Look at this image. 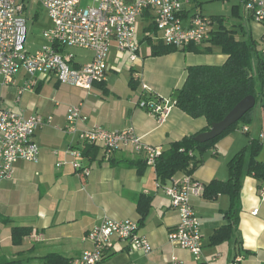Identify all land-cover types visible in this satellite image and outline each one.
Segmentation results:
<instances>
[{
    "label": "crops",
    "instance_id": "0c3cea01",
    "mask_svg": "<svg viewBox=\"0 0 264 264\" xmlns=\"http://www.w3.org/2000/svg\"><path fill=\"white\" fill-rule=\"evenodd\" d=\"M207 1L225 2L224 12L205 9L203 0H180L185 25L196 14L209 16L212 19L210 38L212 32L225 27L234 31L237 38L255 40L261 53L264 24L255 21L247 12L246 0ZM140 20L145 26L141 34L138 26L136 34L140 45L137 60L133 61L129 52L120 51L114 43L108 59V79L104 83H95L91 92L60 83L54 75H36L32 86L21 92L29 78L24 69L16 74L15 83L9 85L3 82L0 74L1 108L14 110L26 117H52V121H45L34 135L40 147L39 161L18 160L14 177L0 179V258L13 264H72L74 258L92 247V243L85 239L86 233L108 216L117 220L129 218L139 221L140 233L152 244L148 254L133 249L137 252L133 257L123 255L129 260L124 264H170L174 255L185 264H230L238 254L244 256L241 264H264V199L260 197L263 178L248 173L245 168L233 208L231 196L227 193L213 198L204 194L192 198L204 240V255L197 262L190 251L169 239V232L178 225L180 214L172 206L165 189L188 172L178 171L163 180L158 176L156 165L146 163L144 151L127 146L105 157L100 147L85 143L77 133L64 129L68 123L69 107L77 104H82L86 117L78 124L80 130L96 124L110 130L133 128L144 142L162 145L164 151L172 142L210 128L205 117H192L177 105L175 92L184 85L190 66L222 65L228 54L221 46L207 40L177 47L176 51L167 54L154 55V46L167 44L160 39V33L154 26L152 11H146L138 24ZM51 26L52 21L47 29ZM45 43L46 39L40 44L35 40L27 44V49L34 52ZM79 53L74 60L78 67L93 57L92 51L86 49ZM143 85L152 90L146 91L149 96L170 99L174 103L165 123H159L154 114L140 105L144 96ZM257 85L259 94L260 83ZM259 105L264 110L262 99ZM245 127L249 130L244 131ZM233 130L203 153L195 151L202 162L188 174L205 185L214 179L227 181L229 160L250 145L252 139L262 143L258 160L264 162V118L258 119L254 109L243 121L241 130ZM88 145L95 149L89 155L84 154ZM73 149L82 151L84 163L92 170L89 176L78 173L70 164L57 166L58 161L72 158L69 151ZM142 196L151 199L143 222L138 210ZM255 210H258L257 214L253 213ZM229 224L233 227L232 233L214 242L215 233ZM14 226L28 227L31 231L19 242H14ZM130 249L128 242L117 241L114 250L99 264H113L115 261L111 263V260L115 254ZM217 254V260H213Z\"/></svg>",
    "mask_w": 264,
    "mask_h": 264
},
{
    "label": "built area",
    "instance_id": "2783aa9c",
    "mask_svg": "<svg viewBox=\"0 0 264 264\" xmlns=\"http://www.w3.org/2000/svg\"><path fill=\"white\" fill-rule=\"evenodd\" d=\"M83 0H40L46 8L52 26L45 30L46 43L38 50L27 49L28 18L21 0H0V74L5 84L15 83V76L21 70L29 74L21 92L30 88L36 75H54L60 83L74 85L88 92L95 83L108 79V59L115 43L120 51H127L133 61L138 58L139 42L136 37L138 20L148 10L153 13V23L160 33V39L167 45L178 48L199 44L209 40L212 19L203 14L194 15L189 24L183 22V4L180 0H92L82 6ZM247 12L258 23L264 24V0H246ZM67 47H77L92 51L90 61L78 67L75 55L66 51ZM261 54L264 58V37ZM152 92L143 85L140 105L154 114L159 123H165L172 113L174 103L170 99L149 96ZM176 104V101H174ZM82 104L72 105L67 113L69 133H77L85 143L100 147L105 157L124 147H133L146 153V163L155 166L164 153L162 145H152L143 141L135 129L110 130L101 125L80 130L78 124L85 120ZM52 117L41 115L26 117L14 110L0 107V179H11L15 175L18 160L38 162L40 147L34 139L35 132ZM249 128L245 127L244 131ZM264 136V134H263ZM54 153H58L54 151ZM70 160H60L58 167L66 164L85 176L91 174V167L84 163L80 149L69 151ZM191 153V152H190ZM206 185L191 174H185L166 187L172 206L180 214L178 225L169 232L172 243L192 253L199 262L204 255V240L201 222L192 204V198L202 196ZM260 197L264 199V181L260 186ZM258 210L253 213L257 214ZM85 239L92 247L85 249L74 258L72 264H99L114 250L117 241H126L131 249L148 254L152 250L150 240L140 233L139 221L117 220L105 216L99 224L89 230ZM219 254L213 257L217 260ZM241 254L230 264H241ZM170 264H185L178 256L171 258Z\"/></svg>",
    "mask_w": 264,
    "mask_h": 264
},
{
    "label": "trees",
    "instance_id": "16d2710c",
    "mask_svg": "<svg viewBox=\"0 0 264 264\" xmlns=\"http://www.w3.org/2000/svg\"><path fill=\"white\" fill-rule=\"evenodd\" d=\"M209 41L213 45H219L228 54L227 61L222 65H195L188 68V74L184 85L175 92L177 105L192 117H205L209 126L213 122L222 120L227 113L244 97L253 94L264 101V58L253 39L237 38L232 30L221 28L212 32ZM192 47V46H190ZM172 45H156L154 55L167 54L176 51ZM258 55V63L255 67L252 58ZM260 83V93L257 92V84ZM254 110H249L238 122L230 126L215 139L200 143L195 140L196 134L183 137L172 142L164 151L156 163L159 178L165 180L172 177L178 171L191 173L202 162L197 158L195 151L203 153L207 147L233 130L240 121L247 119ZM92 145L84 149V154L95 152ZM262 149V143L252 139L250 145L237 152L228 162L229 179L221 181L212 180L205 187L204 195L213 198L218 194L227 193L232 199V208L239 196L242 186L244 170L254 173L264 179V162L258 160ZM191 152V153H190ZM151 206V199L142 196L138 201V210L143 222ZM10 220L9 218H4ZM233 227L229 224L220 228L213 236V241L218 242L232 233ZM31 229L23 226H14L12 230L14 242H19L30 233ZM14 262L0 258V264H13Z\"/></svg>",
    "mask_w": 264,
    "mask_h": 264
},
{
    "label": "rangeland",
    "instance_id": "374dc122",
    "mask_svg": "<svg viewBox=\"0 0 264 264\" xmlns=\"http://www.w3.org/2000/svg\"><path fill=\"white\" fill-rule=\"evenodd\" d=\"M92 0H83L82 1V6H87L89 4H91ZM214 1H205L203 0L202 5H205L204 8L207 10H214L216 12H224L223 11V7L225 6V2H215ZM22 4L26 5V8L24 10V14L27 16L28 18V37H27V44L37 40V44L42 43L45 38H44V32L45 30H47V28L50 26L51 20L48 17V12L46 10V8L41 4L40 0H21ZM224 5V6H223ZM138 26H140V32L139 34H141L142 32V28L143 26H145V23L143 21H139ZM152 34V33H151ZM26 44V45H27ZM262 47V44H260ZM37 47V46H35ZM34 47V48H35ZM83 48H77V47H67L66 51L69 53H73L76 57L78 54H80L79 52L85 50H81ZM88 51V50H87ZM258 63V55H254V57L252 58V64L254 66V74L256 75V69L255 67L257 66ZM258 86V85H257ZM260 99L258 98V102L255 106V111H257V118H264V110L261 109L260 105ZM260 121V120H258ZM243 124V121H240L238 123V125L234 128L233 131H240L241 130V126ZM240 127V128H239ZM240 133V132H239ZM258 134V132L256 133ZM244 136H246L245 134H243ZM136 252V250L130 249V250H125V251H121L118 252L117 254H115L111 260V263L113 261V264H124L127 261L129 262L128 259H126L125 257H123V255H127L128 258ZM137 253V252H136Z\"/></svg>",
    "mask_w": 264,
    "mask_h": 264
},
{
    "label": "water",
    "instance_id": "95a60500",
    "mask_svg": "<svg viewBox=\"0 0 264 264\" xmlns=\"http://www.w3.org/2000/svg\"><path fill=\"white\" fill-rule=\"evenodd\" d=\"M256 105V97L249 94L240 100L220 121L213 122L210 128L200 132L195 136V140L200 143H205L220 136L230 126L238 122L249 110Z\"/></svg>",
    "mask_w": 264,
    "mask_h": 264
}]
</instances>
